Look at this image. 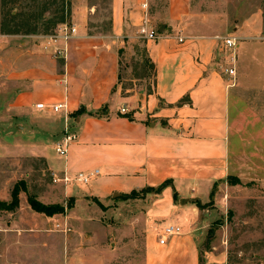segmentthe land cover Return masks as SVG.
I'll return each instance as SVG.
<instances>
[{
  "label": "crops",
  "instance_id": "obj_1",
  "mask_svg": "<svg viewBox=\"0 0 264 264\" xmlns=\"http://www.w3.org/2000/svg\"><path fill=\"white\" fill-rule=\"evenodd\" d=\"M189 3L168 0L162 23L147 11L148 26L158 37L141 39L153 75L146 93L123 92L120 82L119 50L138 39L144 21L138 0L110 1L108 35L88 28L97 6H75L66 24L75 34L67 41L49 36L38 44L23 43L24 58L9 72L7 88L0 87V134L17 139L11 130L16 123L24 128L19 136L32 141L20 139L29 149L55 151L68 125L77 139L65 157L47 155L48 169L58 178L97 171L87 184L55 183L45 204L67 199L76 208L87 207L89 200L101 204L169 181L154 196L150 213L162 221V229L175 225L182 232L162 245L147 236L144 264H200L198 236L214 214L196 204H209L216 187L230 177L241 180L248 168L238 162L230 142L239 135L233 112L241 87L225 73L231 62L228 48L216 32H193ZM37 104L65 108L54 113ZM9 199L10 193L0 195V201ZM24 209L20 201L19 212Z\"/></svg>",
  "mask_w": 264,
  "mask_h": 264
},
{
  "label": "rangeland",
  "instance_id": "obj_2",
  "mask_svg": "<svg viewBox=\"0 0 264 264\" xmlns=\"http://www.w3.org/2000/svg\"><path fill=\"white\" fill-rule=\"evenodd\" d=\"M50 1L0 0V87L3 89L8 86L9 72L24 58L22 44H38L41 39L57 34L61 26L70 23L75 6H97L88 28L94 34L110 33L111 0H63L65 22L57 24L48 34H43L41 23L50 17L56 4L42 13L36 32L26 34L22 28L24 34L7 33L10 28L4 24H8L11 11L23 15L35 13L40 9L31 10V5L40 8ZM167 1L149 0L148 11L156 15L158 23H162ZM189 5L192 15L187 20L193 22L195 34L216 32L223 46L228 37L236 38L234 49L224 48L231 60L234 57L232 83L241 87L237 93L241 101L233 112L240 130L238 138L231 136L230 142L238 162L248 167L243 168L246 176L241 180L230 177L225 185L216 187L211 202L203 207L212 210L214 216L198 236L199 261L200 264H263L264 0H190ZM21 20L19 17L17 22ZM238 29L240 35H234ZM136 34L138 39L125 42V48L120 50V82L123 92L146 93L151 90L153 75L146 62L142 38ZM227 66L232 67V61ZM14 124L11 130L17 139L0 134V195L9 194L15 185L20 188L21 183L25 191L19 192L17 209L0 210V264H144L147 236L158 241L164 229L160 227L162 221L150 213L155 194L143 190L127 199L112 198L101 204L89 200L87 207L77 208L72 200L62 202L58 197L54 201L60 200V205L45 204L44 200H52L48 196L52 195L50 187L55 185L54 173L45 160L49 153L58 155L52 150L29 149L20 139L32 141L21 138L24 128ZM28 197L41 205L53 206L54 210L61 206L62 212L46 219L45 216L54 215L32 210ZM20 201L27 207L23 212L18 210ZM64 228L69 231L64 232Z\"/></svg>",
  "mask_w": 264,
  "mask_h": 264
},
{
  "label": "trees",
  "instance_id": "obj_3",
  "mask_svg": "<svg viewBox=\"0 0 264 264\" xmlns=\"http://www.w3.org/2000/svg\"><path fill=\"white\" fill-rule=\"evenodd\" d=\"M13 2V1H11ZM56 0H51L49 3L45 2L40 8H31L34 7L33 5H31V7L29 9L31 10H37L40 9V11L35 12V13H29L27 14H20V13H13L14 11H11V13H9V17L7 18L8 20V24H4V26H9V30L7 31V33H12V34H19L22 31V28L24 29V33L28 34V33H34L36 32V24L38 20H42V13L46 12L51 6H53L54 4H56L55 9L52 11V13L50 14V17L47 19H43V22L41 23L42 27H43V34H48L49 30L53 29L57 24H62L65 22V13H64V9H63V0H60V3L57 4ZM14 10V9H13ZM19 17H22V20L20 22H17V19ZM12 26V29H11ZM23 33V32H21ZM23 33V34H24ZM121 51L119 50V53ZM84 111L83 109H80L78 111V114H82ZM231 178H229L228 180H230ZM170 183L169 181H166L164 183H162L161 185H159L158 187H146L144 189H141L140 191L143 190H148L150 192H152L155 195L161 194L162 190L168 186ZM20 191H25V187L24 185L21 183L20 184V188L18 187V185H15L12 188V191L10 192V201L9 202H3L0 201V210H6V211H14L15 209L18 208V204H19V192ZM139 192V191H132L130 194L128 195H120L118 197L115 198H124L127 199L129 197L132 196V194ZM213 195V192L211 193V197ZM174 199H175V194H174ZM27 202L28 205L30 206V208L32 210H34L35 212H39V213H43L47 216H52L55 213H61L63 207H57V210H54L53 206H45V205H41L39 203H37L36 201H34L33 199H30L29 197L27 198ZM199 208L204 207L205 205H198L196 204Z\"/></svg>",
  "mask_w": 264,
  "mask_h": 264
},
{
  "label": "built area",
  "instance_id": "obj_4",
  "mask_svg": "<svg viewBox=\"0 0 264 264\" xmlns=\"http://www.w3.org/2000/svg\"><path fill=\"white\" fill-rule=\"evenodd\" d=\"M138 4L140 8L144 11V21L142 25L140 26L138 30V34L140 35L141 38L145 40H154L158 37V32L156 29L151 28L148 26L147 23V11L149 8V0H138ZM75 34V29L74 27L68 26V25H63L59 28L58 33L50 36L52 41H56L57 36H60L64 41H67L69 38H71ZM180 42H182V39H179ZM224 46L228 48L229 50L234 49L236 47L235 39L234 38H227L224 40ZM59 53V51H57ZM232 67L226 68L225 73L234 76V68H233V62H234V57H232ZM37 109H51L52 112L57 113L61 109L65 108V105L63 104H57L54 106H49L45 107L43 104H37L36 105ZM121 113H125V108L120 109ZM77 135L71 131L70 126L66 125L63 129L62 132V137L56 142L55 144V152L56 154L63 158L66 155L67 148L68 146L76 141ZM97 173V171H92L89 173H76L73 177H69L67 175H64L61 178H58L55 176V174H52L53 177V182H62L63 184L67 185L70 182H76L80 184H87L89 180ZM58 227V225H57ZM69 229L64 228V232H68ZM181 234L180 227L175 226V225H168L164 227L163 233L161 235V238L159 239L158 243L159 244H164L165 240L169 237L176 236Z\"/></svg>",
  "mask_w": 264,
  "mask_h": 264
},
{
  "label": "water",
  "instance_id": "obj_5",
  "mask_svg": "<svg viewBox=\"0 0 264 264\" xmlns=\"http://www.w3.org/2000/svg\"><path fill=\"white\" fill-rule=\"evenodd\" d=\"M119 195H114L113 197H118Z\"/></svg>",
  "mask_w": 264,
  "mask_h": 264
}]
</instances>
